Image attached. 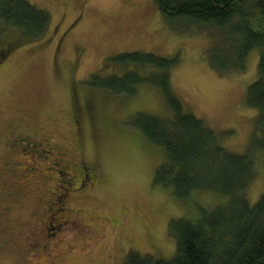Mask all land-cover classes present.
<instances>
[{
	"label": "rangeland",
	"instance_id": "1",
	"mask_svg": "<svg viewBox=\"0 0 264 264\" xmlns=\"http://www.w3.org/2000/svg\"><path fill=\"white\" fill-rule=\"evenodd\" d=\"M27 1L50 13L53 34L17 43L14 29L0 27V44L9 46L0 60V219L9 226H0V264H121L129 249L170 258L175 238L169 221L196 220L201 208L227 201L212 190L176 197L154 182L163 150L131 121L140 110L169 113L160 89L142 84L126 94L90 88L91 73H108L114 65L101 66L103 60L122 51L176 56L174 91L227 150L245 153L254 137L256 176L247 199L250 205L258 200L264 121L245 98L257 78L258 47L248 52L244 70L219 72L207 60L206 31L165 15L156 0ZM254 15L252 27L264 29V17ZM19 133L43 145L20 150L26 144H17ZM53 147L74 169L91 163V183L58 182ZM12 149L19 152L9 156Z\"/></svg>",
	"mask_w": 264,
	"mask_h": 264
},
{
	"label": "trees",
	"instance_id": "2",
	"mask_svg": "<svg viewBox=\"0 0 264 264\" xmlns=\"http://www.w3.org/2000/svg\"><path fill=\"white\" fill-rule=\"evenodd\" d=\"M156 1L165 15L186 18L206 31L210 38L207 60L219 72L244 70L248 52L259 48L257 78L249 84L245 98L264 121V29L250 24L254 12L264 17V0ZM50 22L47 10L27 0H0L1 31L14 29L17 43L45 36ZM8 51L9 46L1 43L0 60ZM105 61L114 66L102 76L93 73L100 68L93 71L90 88L134 94L140 85L150 84L160 89L170 110L165 115L140 110L131 121L163 150L154 182L170 187L174 196L184 199L201 190L228 196L225 203L211 210L201 208L196 220L179 217L169 221V232L175 238L172 257L129 249L121 264H264V192L253 205L247 199L248 187L256 176L254 137L245 153L229 151L207 123L184 109L171 84L176 56L132 50L106 57L101 66Z\"/></svg>",
	"mask_w": 264,
	"mask_h": 264
},
{
	"label": "flooded vegetation",
	"instance_id": "3",
	"mask_svg": "<svg viewBox=\"0 0 264 264\" xmlns=\"http://www.w3.org/2000/svg\"><path fill=\"white\" fill-rule=\"evenodd\" d=\"M72 27H73V25L71 26V28ZM71 28L70 27L67 28L64 31V33L66 31H69ZM49 32H51L50 28H49L48 32L45 35H47ZM51 34H53V33L51 32ZM57 46H58V42H57ZM56 51H57V49H56ZM74 115L75 114H72V116H74ZM73 121H74L75 124L78 125V120L76 119V117L73 118ZM20 134L21 133H19L18 137L15 138V139H17V144H19V143H25L26 144V145H21V144L19 145L20 150L24 149L25 150L24 152L30 150V149H28V147H31L32 145L33 146H41V145H43L42 141H38V140L32 139L30 135L20 136ZM46 144L49 146L48 143H46ZM49 149H51V148H49ZM52 149H55V152H53L54 156L52 158V163H53V165L55 167V170H56V176H57L58 182L61 180V182L66 181V182L79 183L80 188L84 185L83 181H86L88 184L91 183V181H89V180H91L93 178V171H92L91 163H88V162H87L88 164L81 163V164L76 166V169H74L73 165L69 162V160H67L61 153L58 154V149H56L55 147H53ZM38 150H40L43 155H45L47 153H51L50 150H47V149L42 148V147H39ZM18 152H19V149H12V150H10L9 156H11L14 153H15L14 154V156H15L16 153H18ZM56 153H57L58 156L56 155ZM60 168H62V169H60ZM48 178L52 179V177H48ZM8 209H10V208H7L5 210H8ZM4 216L5 215L0 216V218L2 220H4ZM1 219H0V226H2V224H3V226L1 228L4 231L8 230V228H6V227H9V226L7 224H4V221L1 224Z\"/></svg>",
	"mask_w": 264,
	"mask_h": 264
}]
</instances>
